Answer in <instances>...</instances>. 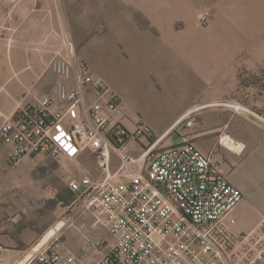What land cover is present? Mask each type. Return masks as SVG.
Returning <instances> with one entry per match:
<instances>
[{
    "label": "crops",
    "instance_id": "crops-1",
    "mask_svg": "<svg viewBox=\"0 0 264 264\" xmlns=\"http://www.w3.org/2000/svg\"><path fill=\"white\" fill-rule=\"evenodd\" d=\"M199 15L206 16L207 25H197ZM55 56L69 58L74 70L86 63L93 76L121 95L126 127L140 121L153 133L141 117L133 118L141 108L140 98L130 92L133 80L145 77L157 92H174L168 94L172 99L169 106L177 116L156 137L160 138L158 144L183 125L182 142L192 141L216 160L242 196L245 191H264V120L257 116L264 117V0H0V124L44 97L56 100V77L49 67ZM224 102L241 103L250 112L227 107ZM205 111L215 121L208 128L194 129L195 115ZM206 129L213 135L212 147L197 133ZM218 131L246 145L243 154L234 153L239 160L228 163L226 169L225 160L221 162L215 154L217 148L227 150L215 143ZM12 148L0 140V246L6 262L39 240L42 230L21 219H9L12 181L28 175L15 176L8 165L34 156L12 163ZM118 164L112 154V168ZM24 189L38 191L34 185ZM25 220L31 223L32 219ZM93 220L92 211L79 217L75 235L84 224L109 234L103 225L94 226ZM62 226L60 221L53 233ZM254 229L264 231L259 224L250 231ZM78 233L71 244L65 239L66 249L83 256L84 264H92L104 249L86 252V238L111 239L106 233L104 238L98 232L90 236Z\"/></svg>",
    "mask_w": 264,
    "mask_h": 264
},
{
    "label": "built area",
    "instance_id": "built-area-1",
    "mask_svg": "<svg viewBox=\"0 0 264 264\" xmlns=\"http://www.w3.org/2000/svg\"><path fill=\"white\" fill-rule=\"evenodd\" d=\"M197 25H207L205 15ZM49 67L56 77V100L44 97L15 111L0 124V140L13 146L12 163L30 155L72 162L89 148L99 175L67 176V186L80 200L79 208L92 211L93 225L105 226L112 236L86 238V252L104 249L92 264H264V231L233 230L232 212L242 191L216 160L189 140L154 153L160 138L151 140L153 133L140 121L127 129L118 94L86 63L74 70L69 58L55 56ZM223 105L250 112L241 103ZM140 139L146 142L138 155L126 151L128 141ZM215 143L236 155L246 149L225 131L216 133ZM112 154L119 161L116 169ZM62 223L11 262L0 246V264H84V257L68 252L63 241V227L73 223Z\"/></svg>",
    "mask_w": 264,
    "mask_h": 264
},
{
    "label": "rangeland",
    "instance_id": "rangeland-1",
    "mask_svg": "<svg viewBox=\"0 0 264 264\" xmlns=\"http://www.w3.org/2000/svg\"><path fill=\"white\" fill-rule=\"evenodd\" d=\"M108 70L111 72L110 69ZM124 70L125 67L121 69V71ZM111 76H109L110 79ZM123 79L126 81L128 78L124 76ZM130 92L141 100L138 101L141 108L135 111L133 118L139 116L147 122L153 130L151 139H156L177 116V112L172 106H169L171 95L169 96L168 94H174V92L166 94L165 92H157L145 77L133 80ZM194 118L197 120L193 126L196 130L208 128L215 121V117L207 111L197 113ZM134 127H127V129L132 131ZM181 133L183 134V125L173 131L163 143L180 144L182 142ZM197 133L202 136L200 140L205 145L208 144L212 147L214 139L208 129ZM189 135H192V133ZM163 143L157 145L154 153L165 149L162 146ZM125 148L133 156L138 155L141 151L140 146L134 140L128 141ZM215 150V154L221 162L225 160L223 162L225 169L228 168V163L231 164L233 161L239 160L234 153L231 154L227 150L222 148ZM238 168L240 170L242 166ZM8 171L15 176L18 174L28 175L27 179L12 181L14 186L10 188L9 219L12 221L21 219L22 222H27L30 226L34 224L33 227L35 226V229L41 227L40 241L47 240L60 221H65L66 219L73 223V225L66 224L62 229L63 241L65 242V239H67V244H71L74 239H77V232L88 236L96 235L95 233L98 232L104 238L105 229L94 228L93 230L90 225L84 224L83 227L81 226L76 235L73 231V229H76L74 227L78 226L77 219L86 213L79 208L80 200L77 195L69 190L67 176L80 177L84 173L94 177L99 175L98 164L89 148L82 151L72 162L64 157L52 158L44 155H34L22 159L17 164H9ZM32 185L38 187V191H25L24 188H30ZM20 215L23 216L20 217ZM232 215L236 218L233 230L238 234L249 232L256 224L264 228V191H245ZM26 218L32 219L31 223L26 221ZM83 222L80 218L79 224L81 225ZM105 237L112 239V236L107 233Z\"/></svg>",
    "mask_w": 264,
    "mask_h": 264
},
{
    "label": "bare ground",
    "instance_id": "bare-ground-1",
    "mask_svg": "<svg viewBox=\"0 0 264 264\" xmlns=\"http://www.w3.org/2000/svg\"><path fill=\"white\" fill-rule=\"evenodd\" d=\"M58 229H60V227H59ZM58 229H57V230H58ZM57 230H56V231H57ZM56 231H55V232H56ZM55 232H54V233H55ZM54 233H53V234H54ZM53 234H52V235H53ZM52 235H51V236H52ZM51 236H50V237H51ZM50 237H49V238H50Z\"/></svg>",
    "mask_w": 264,
    "mask_h": 264
},
{
    "label": "trees",
    "instance_id": "trees-1",
    "mask_svg": "<svg viewBox=\"0 0 264 264\" xmlns=\"http://www.w3.org/2000/svg\"><path fill=\"white\" fill-rule=\"evenodd\" d=\"M151 140H153V139H151Z\"/></svg>",
    "mask_w": 264,
    "mask_h": 264
}]
</instances>
